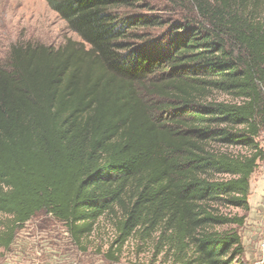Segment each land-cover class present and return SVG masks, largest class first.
I'll use <instances>...</instances> for the list:
<instances>
[{
	"label": "trees",
	"instance_id": "1",
	"mask_svg": "<svg viewBox=\"0 0 264 264\" xmlns=\"http://www.w3.org/2000/svg\"><path fill=\"white\" fill-rule=\"evenodd\" d=\"M43 1L82 42L16 44L0 65V249L38 214L75 245L107 216L119 248L157 234L181 264H244L264 0H168L171 18L130 16L146 0Z\"/></svg>",
	"mask_w": 264,
	"mask_h": 264
},
{
	"label": "rangeland",
	"instance_id": "2",
	"mask_svg": "<svg viewBox=\"0 0 264 264\" xmlns=\"http://www.w3.org/2000/svg\"><path fill=\"white\" fill-rule=\"evenodd\" d=\"M146 1L151 10L134 9L128 12L130 16L174 17L168 11V0ZM147 33L153 38L159 37L163 31L154 29L147 30ZM67 40L82 42L45 1L0 0L1 66L7 64L10 48L16 44H42L58 48ZM212 98L231 100L230 96L219 92H213ZM257 141L264 151V131ZM250 195L252 204L254 199L258 203L255 204L257 208L245 214L244 225L239 230L243 246L241 260L244 264H264V159L258 163L250 178ZM233 213L243 214L240 210ZM253 216L259 217L258 223ZM4 219L0 215V221ZM116 237L114 222L106 216L98 219L91 234L75 245L62 223L45 214H38L18 231L7 251L0 249V264H181L166 247L161 248L157 244V234L147 238L135 234L121 248L115 244ZM109 251L116 260L108 258Z\"/></svg>",
	"mask_w": 264,
	"mask_h": 264
},
{
	"label": "crops",
	"instance_id": "3",
	"mask_svg": "<svg viewBox=\"0 0 264 264\" xmlns=\"http://www.w3.org/2000/svg\"><path fill=\"white\" fill-rule=\"evenodd\" d=\"M251 196L252 195L249 196V210H251L250 213L252 212V210H254V208H257L255 204L258 203V200L254 199V201H253L254 204H252ZM253 217L256 218V219L254 218L255 219L254 221H256V223H258L259 217H256V216H253Z\"/></svg>",
	"mask_w": 264,
	"mask_h": 264
}]
</instances>
